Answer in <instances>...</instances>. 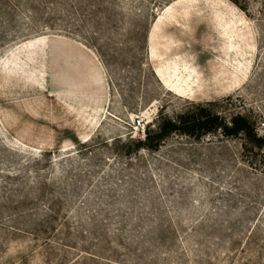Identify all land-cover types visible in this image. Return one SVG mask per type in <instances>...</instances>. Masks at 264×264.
Here are the masks:
<instances>
[{"label": "rangeland", "instance_id": "obj_1", "mask_svg": "<svg viewBox=\"0 0 264 264\" xmlns=\"http://www.w3.org/2000/svg\"><path fill=\"white\" fill-rule=\"evenodd\" d=\"M209 102L264 138V0H0V264H264V146H136Z\"/></svg>", "mask_w": 264, "mask_h": 264}, {"label": "trees", "instance_id": "obj_2", "mask_svg": "<svg viewBox=\"0 0 264 264\" xmlns=\"http://www.w3.org/2000/svg\"><path fill=\"white\" fill-rule=\"evenodd\" d=\"M212 104L209 102L206 105H201L195 112L160 118L155 128L144 130V138L138 141L136 146L156 149L166 137L175 131L200 139L202 136L218 130L227 137L242 135L247 142L255 147L264 146V138L255 132L246 117L235 114L226 120L209 107Z\"/></svg>", "mask_w": 264, "mask_h": 264}, {"label": "built area", "instance_id": "obj_3", "mask_svg": "<svg viewBox=\"0 0 264 264\" xmlns=\"http://www.w3.org/2000/svg\"><path fill=\"white\" fill-rule=\"evenodd\" d=\"M137 123L139 124V123H140V121H139V120H137Z\"/></svg>", "mask_w": 264, "mask_h": 264}, {"label": "bare ground", "instance_id": "obj_4", "mask_svg": "<svg viewBox=\"0 0 264 264\" xmlns=\"http://www.w3.org/2000/svg\"><path fill=\"white\" fill-rule=\"evenodd\" d=\"M88 139H89V138H88ZM88 139H87V140H88Z\"/></svg>", "mask_w": 264, "mask_h": 264}]
</instances>
